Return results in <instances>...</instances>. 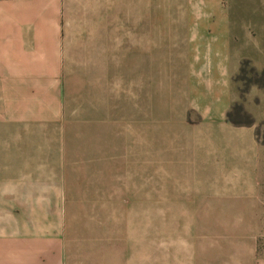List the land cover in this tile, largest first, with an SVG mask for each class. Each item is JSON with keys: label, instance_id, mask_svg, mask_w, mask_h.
I'll return each instance as SVG.
<instances>
[{"label": "crops", "instance_id": "crops-1", "mask_svg": "<svg viewBox=\"0 0 264 264\" xmlns=\"http://www.w3.org/2000/svg\"><path fill=\"white\" fill-rule=\"evenodd\" d=\"M250 11L264 37V0H0V264H71L64 206L217 219L264 148L226 120L240 63L264 70Z\"/></svg>", "mask_w": 264, "mask_h": 264}, {"label": "rangeland", "instance_id": "rangeland-1", "mask_svg": "<svg viewBox=\"0 0 264 264\" xmlns=\"http://www.w3.org/2000/svg\"><path fill=\"white\" fill-rule=\"evenodd\" d=\"M262 3L263 0H235V7ZM257 15L252 13L248 19L246 14H238L239 30L235 32L240 33V39L264 40L258 35V27L249 24ZM243 61L249 64L240 70ZM243 61L233 78L238 99L232 106L238 105L250 115L254 121L250 127L257 142L264 147V80L260 76L264 70L256 69L247 59ZM243 111H233L232 120L241 125L247 123ZM261 151L259 164L250 150L246 149L245 158L243 153L239 154L235 164L244 186L233 190L235 194L225 192L220 202L206 206V211L203 208L205 213L219 214L210 216L216 220L163 221L161 218L166 216L160 214V219L154 221L150 207L137 205L110 207V216L106 215L107 207L64 206L63 261L71 264L119 261L126 264H264V148ZM220 176L227 177L228 173L222 171ZM250 184L255 187L248 188ZM210 192L207 190L206 196ZM108 217L110 221L106 220Z\"/></svg>", "mask_w": 264, "mask_h": 264}, {"label": "trees", "instance_id": "trees-1", "mask_svg": "<svg viewBox=\"0 0 264 264\" xmlns=\"http://www.w3.org/2000/svg\"><path fill=\"white\" fill-rule=\"evenodd\" d=\"M248 64H249L248 61H243V62L241 63V69H240V70H242V67H243L244 65H248ZM251 72L254 74V76H257V75H258V73L256 72V70L253 69V68H251ZM260 76H261L262 79L264 80V73H263V72L260 73ZM263 88H264V85H263ZM233 111L242 112L243 110H242V107H240V106H238V105H234V106L231 107L230 111L226 114V120H227L231 125H233V126H235V127H240V126L250 127V126H252V125L254 124V121H253V119L250 117V115H248V114L245 113L244 111H243V112L245 113V116H247V118H248L247 123H245L244 125H241V124H239V123H236V122L233 121L232 118H231V116H232V112H233Z\"/></svg>", "mask_w": 264, "mask_h": 264}]
</instances>
